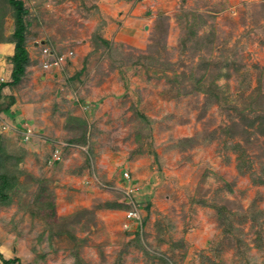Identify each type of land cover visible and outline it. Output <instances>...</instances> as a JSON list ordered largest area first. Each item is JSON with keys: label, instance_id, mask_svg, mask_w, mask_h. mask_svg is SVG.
Listing matches in <instances>:
<instances>
[{"label": "rangeland", "instance_id": "rangeland-1", "mask_svg": "<svg viewBox=\"0 0 264 264\" xmlns=\"http://www.w3.org/2000/svg\"><path fill=\"white\" fill-rule=\"evenodd\" d=\"M23 1L28 61L0 97L10 264H264V0ZM14 27L0 0V82Z\"/></svg>", "mask_w": 264, "mask_h": 264}, {"label": "trees", "instance_id": "trees-1", "mask_svg": "<svg viewBox=\"0 0 264 264\" xmlns=\"http://www.w3.org/2000/svg\"><path fill=\"white\" fill-rule=\"evenodd\" d=\"M14 11V19H15V27L12 33V40L15 44L14 54L11 56L12 61V70H11V80L0 82V97L2 96V89L5 86H13L17 84L25 73L26 63L28 61V51L26 48V32H27V22L25 20V16L28 13V9L26 8L23 0H6ZM9 103L13 101V96L9 97ZM1 149V147H0ZM4 157L0 152V200L4 201L7 199L8 194L7 191L9 188H12V182L15 179V175L10 174V170L6 169L2 160ZM47 205L53 206L51 202H48ZM111 207H116L117 204L108 203ZM0 258L2 259L4 264H10L14 262H18L17 258L7 259L0 252Z\"/></svg>", "mask_w": 264, "mask_h": 264}, {"label": "built area", "instance_id": "built-area-1", "mask_svg": "<svg viewBox=\"0 0 264 264\" xmlns=\"http://www.w3.org/2000/svg\"><path fill=\"white\" fill-rule=\"evenodd\" d=\"M44 53L49 57L46 61H45V67H50V66H54V65H58L59 63H61L64 58L65 55L64 54H52V51L49 48H45L44 49ZM56 151L53 152V154H51V161H58V159L60 158V153L61 151L58 150L57 148L55 149ZM133 191L130 190L128 191V194ZM127 215L130 218H136L137 217V210L136 209H131L127 212Z\"/></svg>", "mask_w": 264, "mask_h": 264}, {"label": "clouds", "instance_id": "clouds-1", "mask_svg": "<svg viewBox=\"0 0 264 264\" xmlns=\"http://www.w3.org/2000/svg\"><path fill=\"white\" fill-rule=\"evenodd\" d=\"M132 219H135V218H132Z\"/></svg>", "mask_w": 264, "mask_h": 264}]
</instances>
